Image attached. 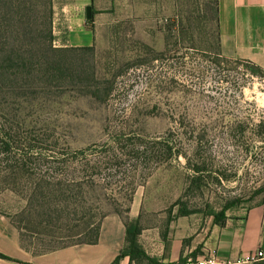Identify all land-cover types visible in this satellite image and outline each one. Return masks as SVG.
I'll list each match as a JSON object with an SVG mask.
<instances>
[{"label": "rangeland", "instance_id": "374dc122", "mask_svg": "<svg viewBox=\"0 0 264 264\" xmlns=\"http://www.w3.org/2000/svg\"><path fill=\"white\" fill-rule=\"evenodd\" d=\"M72 1L52 0L54 46L68 44L69 21L62 9L74 7ZM83 3L77 5L74 24L85 27V7L91 4L93 50L66 57L84 81L91 80L89 66L95 65L98 98L78 91L45 95L49 98L45 105L26 110L31 115L24 117L25 126L34 127L32 120L37 117L51 123L60 145L71 149L95 143L92 150L102 151L117 134L128 133L143 139L139 152L150 147V140L161 138H169L176 152L162 161L121 166L124 173L113 177L114 182L121 181L110 187L117 202L99 200L97 217L116 207L125 209L131 192L128 181L135 187L132 199L138 212L134 218L124 217L138 218L145 229L161 233L178 218L205 231L213 224L210 211L235 200L225 212L226 217H234L261 201L264 68L256 70L226 52L216 32L215 0ZM151 149L146 153H164L157 146ZM115 169L102 170L115 173ZM99 179L95 194L102 196L105 191L99 186L104 181ZM121 186L124 197L118 193ZM26 204L23 195L0 183V212L23 227L20 234L26 248L43 251L83 239L75 233L78 230L64 226V216L50 226L46 217L28 211ZM180 208L192 213L180 216Z\"/></svg>", "mask_w": 264, "mask_h": 264}, {"label": "trees", "instance_id": "16d2710c", "mask_svg": "<svg viewBox=\"0 0 264 264\" xmlns=\"http://www.w3.org/2000/svg\"><path fill=\"white\" fill-rule=\"evenodd\" d=\"M52 3V0H0V183L4 189L23 195L27 210L46 217L44 222L48 225H55L64 216L67 220L64 226L73 227L78 230L75 233L83 237L74 243L94 244L98 240L99 225L104 216L113 212L124 217L130 212L135 190L132 181L127 182L131 192L128 197L125 196L127 205L124 210L116 207L98 217L96 215L99 200L117 202L110 187L121 181H113L118 173H124L119 168L127 162L135 165L139 160L162 161L163 157L171 158L176 152L172 150L169 138L150 140V147L139 152L143 139L128 133L117 134L102 151H98V148L92 150L95 143L71 149L67 145H60L51 123L37 117L32 120L34 127L25 126L24 117L31 115L26 110L45 105L44 101L49 99L45 95L58 96L68 91H78L98 98V71L95 65L89 66L91 80L84 81L79 73L72 71L66 57V54L75 51H92L93 47L54 46ZM214 13L216 32L220 38L217 0ZM85 26L93 37V18L86 19ZM246 62L259 69L253 63ZM154 146L163 148L164 153L147 154L146 151L150 153ZM102 167L105 171L118 170L105 173ZM98 179L104 181L99 186L100 191H105L100 192L102 196L95 194L98 192ZM118 193L124 197L123 186ZM235 202L227 203L219 211H210L213 223L223 225L227 218L225 212ZM191 213L185 208L178 210L183 217ZM124 219L125 245L110 264H118L123 256L141 264L144 258L149 259L139 241L143 227L138 218ZM14 225L18 230L23 229L18 224ZM0 257L5 256L0 253Z\"/></svg>", "mask_w": 264, "mask_h": 264}, {"label": "crops", "instance_id": "0c3cea01", "mask_svg": "<svg viewBox=\"0 0 264 264\" xmlns=\"http://www.w3.org/2000/svg\"><path fill=\"white\" fill-rule=\"evenodd\" d=\"M65 6L63 18L69 21L68 46H89L93 42L87 27L74 24L77 8L85 0H73ZM78 5V6H77ZM79 9V8H78ZM79 22V21H78ZM217 24L221 43L227 53L264 68V0H217ZM136 200L130 208V218L137 215ZM173 220L168 230L144 228L140 243L150 259L141 264H168L188 254L213 252L219 258L234 259L243 253L264 252V200L234 215L223 225L211 224L205 231L190 227L184 220ZM125 245V219L109 213L99 225L94 244L74 243L51 250L33 251L21 241L20 230L10 218L0 212V264H110ZM118 264H137L128 256ZM253 264H264V259Z\"/></svg>", "mask_w": 264, "mask_h": 264}, {"label": "built area", "instance_id": "2783aa9c", "mask_svg": "<svg viewBox=\"0 0 264 264\" xmlns=\"http://www.w3.org/2000/svg\"><path fill=\"white\" fill-rule=\"evenodd\" d=\"M264 259L262 250H254L241 254L234 259L219 258L213 252L188 254L183 259L168 264H253Z\"/></svg>", "mask_w": 264, "mask_h": 264}, {"label": "water", "instance_id": "95a60500", "mask_svg": "<svg viewBox=\"0 0 264 264\" xmlns=\"http://www.w3.org/2000/svg\"><path fill=\"white\" fill-rule=\"evenodd\" d=\"M85 18L86 19H92L93 18V12H92V5L89 4L85 7Z\"/></svg>", "mask_w": 264, "mask_h": 264}]
</instances>
